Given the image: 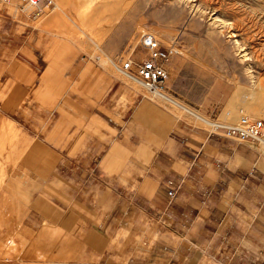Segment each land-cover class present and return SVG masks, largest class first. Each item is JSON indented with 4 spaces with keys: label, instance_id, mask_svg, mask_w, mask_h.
I'll list each match as a JSON object with an SVG mask.
<instances>
[{
    "label": "crops",
    "instance_id": "1",
    "mask_svg": "<svg viewBox=\"0 0 264 264\" xmlns=\"http://www.w3.org/2000/svg\"><path fill=\"white\" fill-rule=\"evenodd\" d=\"M29 34L0 46V146L8 120L28 143L14 164L3 146L0 230L55 237L47 252V238L13 237L0 264H264V157L255 148L144 94L126 106L117 79L94 94L83 66L68 84L60 73L43 78L61 66Z\"/></svg>",
    "mask_w": 264,
    "mask_h": 264
},
{
    "label": "rangeland",
    "instance_id": "2",
    "mask_svg": "<svg viewBox=\"0 0 264 264\" xmlns=\"http://www.w3.org/2000/svg\"><path fill=\"white\" fill-rule=\"evenodd\" d=\"M53 1L56 6L36 17L19 10L15 1L0 4V46L9 40L14 44L18 39L13 36L28 32L30 43H37L48 60L61 66L43 78L60 73V79L68 84L74 67L83 66L80 78L90 92L104 94L117 79L122 86L119 100L126 106L130 95L144 94L209 130L212 119L234 124L241 115L264 124V0ZM8 28L12 38L5 37ZM143 33H153L160 45L171 50L164 62L170 76L163 91L170 101L163 96L159 97L164 101L159 100L118 69L128 56L137 61L145 56L139 44ZM32 106L37 109L38 105ZM1 128L7 134L2 135L0 156L7 144L8 161L14 164L28 144L26 135L10 120L3 121ZM248 143L264 157V142ZM20 176L21 172L14 171L9 177L8 190L15 195ZM39 232L5 235L0 230V256L6 255V243L13 237L47 238V252L55 236L48 229ZM28 248L31 246H22Z\"/></svg>",
    "mask_w": 264,
    "mask_h": 264
},
{
    "label": "built area",
    "instance_id": "3",
    "mask_svg": "<svg viewBox=\"0 0 264 264\" xmlns=\"http://www.w3.org/2000/svg\"><path fill=\"white\" fill-rule=\"evenodd\" d=\"M15 1V6L23 12L36 17L53 7V0H0L1 5H8ZM139 44L145 50V56L137 61L128 56L118 67L119 71L140 82L152 94H164L169 80V71L164 62L170 55L169 48L160 45L159 41L150 33H143L139 37ZM210 133L250 143L264 141V124L260 119L241 115L236 123L212 119L208 121ZM170 196L173 191H168Z\"/></svg>",
    "mask_w": 264,
    "mask_h": 264
},
{
    "label": "bare ground",
    "instance_id": "4",
    "mask_svg": "<svg viewBox=\"0 0 264 264\" xmlns=\"http://www.w3.org/2000/svg\"><path fill=\"white\" fill-rule=\"evenodd\" d=\"M55 2V1H54ZM55 6H56V2H55ZM150 34H152L155 38H156V36L153 34V33H150ZM157 39V38H156ZM136 81V80H135ZM157 96H163L165 99H168L169 100V98H168V96L167 95H165V94H158ZM262 142H264V141H262ZM264 144V143H263Z\"/></svg>",
    "mask_w": 264,
    "mask_h": 264
}]
</instances>
